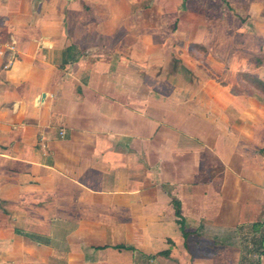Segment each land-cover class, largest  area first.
Here are the masks:
<instances>
[{"label": "crops", "instance_id": "obj_1", "mask_svg": "<svg viewBox=\"0 0 264 264\" xmlns=\"http://www.w3.org/2000/svg\"><path fill=\"white\" fill-rule=\"evenodd\" d=\"M79 1L0 0V264H264V101L174 64L173 11Z\"/></svg>", "mask_w": 264, "mask_h": 264}, {"label": "rangeland", "instance_id": "obj_2", "mask_svg": "<svg viewBox=\"0 0 264 264\" xmlns=\"http://www.w3.org/2000/svg\"><path fill=\"white\" fill-rule=\"evenodd\" d=\"M89 1L91 2V0ZM231 2L230 0H186L184 6L175 3L174 5H157V7L152 8V0H150L148 5L141 6V14L150 11L154 16V13L163 15L166 9L170 12L173 11L174 20L170 29L174 33V64L181 61L187 68L192 65L195 71L189 75L190 77L191 75L193 78L205 76L210 79L209 77L215 76L222 85L232 82L233 84L230 86L233 85L235 91L257 94L258 98L264 101V98L260 96V94H264V81L257 74L251 73L256 68L253 62V56L256 55L251 50L248 51V48L256 43L255 36L250 35L253 25L247 17L243 18L242 22L239 21L237 17L239 15L233 10ZM93 6L89 3H79L78 21L74 24L79 28L82 25L85 26L87 20L92 24L94 20ZM169 16L170 14L168 18ZM154 23L161 29H164L166 24L165 21H161L159 25L158 22ZM146 26L148 25L143 28ZM158 39L160 40V37ZM248 56L250 57L247 59ZM159 60H166V57H159ZM240 62H244V64L241 65ZM257 62L261 63L258 60ZM209 67L214 68L216 74H211ZM258 72L260 74V71ZM177 73L178 81L182 75L180 72ZM160 75L162 77L167 76L166 70L165 72L163 70ZM236 78H239L238 84L235 83ZM197 85L196 83L193 92L197 91ZM223 88L222 86L221 90ZM208 89L209 87L206 90ZM185 90L188 92L189 88L186 87ZM257 102L251 101L248 107L243 100H237L234 102L236 106L234 108L253 110L254 115L257 114L261 117L262 106L257 105ZM222 117L226 121L228 120L227 116L222 115ZM223 125L225 124L223 123Z\"/></svg>", "mask_w": 264, "mask_h": 264}, {"label": "built area", "instance_id": "obj_3", "mask_svg": "<svg viewBox=\"0 0 264 264\" xmlns=\"http://www.w3.org/2000/svg\"><path fill=\"white\" fill-rule=\"evenodd\" d=\"M63 134V132H61Z\"/></svg>", "mask_w": 264, "mask_h": 264}, {"label": "trees", "instance_id": "obj_4", "mask_svg": "<svg viewBox=\"0 0 264 264\" xmlns=\"http://www.w3.org/2000/svg\"><path fill=\"white\" fill-rule=\"evenodd\" d=\"M263 85H264V82H263Z\"/></svg>", "mask_w": 264, "mask_h": 264}]
</instances>
